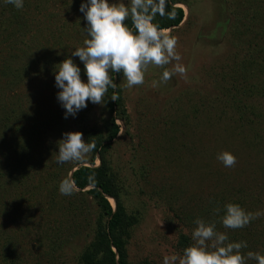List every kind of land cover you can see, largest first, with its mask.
Here are the masks:
<instances>
[{"label": "rangeland", "instance_id": "rangeland-1", "mask_svg": "<svg viewBox=\"0 0 264 264\" xmlns=\"http://www.w3.org/2000/svg\"><path fill=\"white\" fill-rule=\"evenodd\" d=\"M180 2L184 20L163 31L177 38L186 74L153 87L175 62L150 66L145 83L132 88L115 76L129 121H116L119 134L107 159L123 186L126 211L138 218L129 261L163 264L166 256L181 255L178 240L191 238L198 218L215 222L229 241L247 242L243 254H264V0ZM80 4L24 0L18 10L0 0V119L9 121L6 129L0 125V264H78L92 239L91 198L59 191L73 169L90 166V154L56 163L63 133L104 134L109 119L108 94L103 105L89 102L67 119L56 98L58 64L87 38ZM248 5V29L237 30V14ZM225 151L236 157L231 168L217 160ZM16 154L21 166L12 161ZM229 201L261 215L242 229H225L221 216Z\"/></svg>", "mask_w": 264, "mask_h": 264}, {"label": "clouds", "instance_id": "clouds-1", "mask_svg": "<svg viewBox=\"0 0 264 264\" xmlns=\"http://www.w3.org/2000/svg\"><path fill=\"white\" fill-rule=\"evenodd\" d=\"M16 9L24 7V0H4ZM166 0H81L79 11L86 21L83 34L87 37L83 46L74 48L71 56L58 64L55 71L57 101L64 109V118H75L88 103L103 105L109 89H115L113 77L122 74L126 86L143 85L150 66L163 68L159 81L153 87L167 83L174 75L184 76L186 67L180 63L177 52V38L165 33L157 23V15H165ZM132 21L130 27L127 21ZM76 57L83 64V70L74 62ZM82 71L86 79H82ZM116 101L117 96L110 97ZM96 148L95 142H85L83 133L66 132L58 144L57 164L80 162ZM224 167L231 168L236 157L230 152L217 155ZM72 182L65 179L59 186L62 195H71ZM219 215L221 209L214 210ZM221 223L225 229H242L261 213L246 211L239 204L228 203L223 207ZM191 232L192 243L183 249L181 255L166 256L163 264H247L255 260L264 264V254L242 253L247 242L229 241L225 232L216 229L215 222L195 220Z\"/></svg>", "mask_w": 264, "mask_h": 264}, {"label": "trees", "instance_id": "trees-1", "mask_svg": "<svg viewBox=\"0 0 264 264\" xmlns=\"http://www.w3.org/2000/svg\"><path fill=\"white\" fill-rule=\"evenodd\" d=\"M179 3H181L180 0H166L165 15H157L154 21L159 25L161 30L176 28L182 23L184 20V11L176 7ZM250 11L251 8L248 5L246 10H241L238 14L236 12L237 17L242 18V20L237 19L236 21L237 30L248 29V23L246 24L244 22L247 21V16ZM257 15L258 12L256 11L254 16ZM127 23L130 27L132 26L131 20L127 21ZM261 53L264 54V51L262 50ZM115 76L113 77L114 83H116ZM242 77L244 76L238 75V79H242ZM113 95L118 97L116 101L111 100L110 97ZM108 96L109 99L106 101V107L108 109L109 119L103 124L105 133L102 134L93 129L83 132L87 141L89 140V142H95L96 144L95 150L90 154V160L88 162L90 166H80L73 169V171L71 169L68 171H71L70 181L73 186L71 188L72 193L89 196L97 210V215L92 226V239L80 254L78 264H154L148 261H144L143 263H131L129 261L127 246L131 231L138 224V218L136 215L129 214L126 211L121 200L123 186L107 159L108 151L119 134V127L116 121L126 125L129 117L121 90L117 84L115 89H109ZM7 120L0 119L2 129L8 127L9 121ZM19 157L16 156L12 160L17 162V166H21V157ZM4 160H0V176L4 170ZM97 160L99 161V166L96 167L94 165ZM2 192V181L0 180V195H2ZM109 198L114 201L115 208L109 203ZM228 203L233 202L229 201ZM191 243V238L186 235H181L177 247L182 253L183 249Z\"/></svg>", "mask_w": 264, "mask_h": 264}, {"label": "water", "instance_id": "water-1", "mask_svg": "<svg viewBox=\"0 0 264 264\" xmlns=\"http://www.w3.org/2000/svg\"><path fill=\"white\" fill-rule=\"evenodd\" d=\"M71 177V176H70Z\"/></svg>", "mask_w": 264, "mask_h": 264}]
</instances>
